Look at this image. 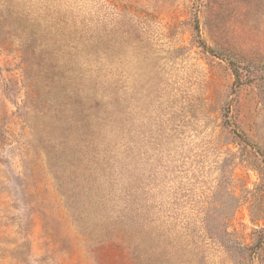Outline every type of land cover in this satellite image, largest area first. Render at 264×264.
<instances>
[{"label": "rangeland", "instance_id": "374dc122", "mask_svg": "<svg viewBox=\"0 0 264 264\" xmlns=\"http://www.w3.org/2000/svg\"><path fill=\"white\" fill-rule=\"evenodd\" d=\"M0 264H264V0H0Z\"/></svg>", "mask_w": 264, "mask_h": 264}, {"label": "trees", "instance_id": "16d2710c", "mask_svg": "<svg viewBox=\"0 0 264 264\" xmlns=\"http://www.w3.org/2000/svg\"><path fill=\"white\" fill-rule=\"evenodd\" d=\"M197 29H198V25H197V27H196ZM200 44V43H199ZM201 46H202V48L205 50V52L206 53H209V54H211L212 56H214V57H216V58H218V53H216L215 51H213L212 49H210L209 47H206L205 45H204V43L202 42L201 43ZM230 64V63H229ZM231 72H232V76L234 77V79H235V83L236 84H243V82L244 81H242V76L244 75V74H242V72H241V69H238L237 67H232L231 66ZM246 78H247V76H245Z\"/></svg>", "mask_w": 264, "mask_h": 264}]
</instances>
